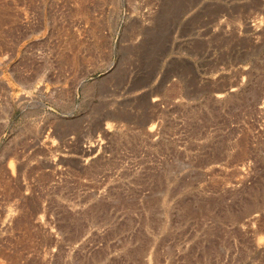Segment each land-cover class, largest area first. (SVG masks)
<instances>
[{
    "label": "rangeland",
    "instance_id": "obj_1",
    "mask_svg": "<svg viewBox=\"0 0 264 264\" xmlns=\"http://www.w3.org/2000/svg\"><path fill=\"white\" fill-rule=\"evenodd\" d=\"M0 264H264V0H0Z\"/></svg>",
    "mask_w": 264,
    "mask_h": 264
}]
</instances>
